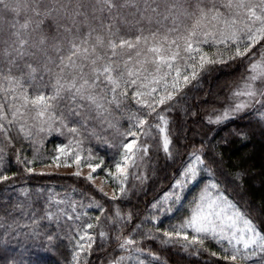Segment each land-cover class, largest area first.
<instances>
[{"label":"snow or ice","instance_id":"6c2138e0","mask_svg":"<svg viewBox=\"0 0 264 264\" xmlns=\"http://www.w3.org/2000/svg\"><path fill=\"white\" fill-rule=\"evenodd\" d=\"M130 5L134 22L143 20L149 27L122 34L115 25ZM177 8L190 24L180 20ZM161 15L171 22L164 32L151 27L161 24L154 19ZM236 61L247 75L229 93V102L206 119L220 124L251 109L264 124V0H220L219 5L192 0L187 6L169 4L163 14L159 4L145 2L141 8L135 0H0V182L11 179L5 170L11 150L27 173L35 174L37 164L72 168V176L107 198L101 202L87 194L85 204L49 191L43 215L31 213L32 234L39 235L41 220L54 225L56 231L44 238L51 245L63 235L72 250L71 264H88L94 246L103 250L109 242L120 252L109 264H160L157 253L142 246L146 239L196 254L203 250L220 264H264V219L257 222L228 190L243 176L218 173L203 143L181 144L173 131V113L187 96L184 90L198 86L214 66ZM116 112L126 116L127 127ZM53 133L64 140L45 156L43 145ZM89 139L113 150L110 156L85 147ZM161 149L166 162H179L169 190L150 205L149 215L125 211L121 205L135 191L129 176L145 183ZM109 182L111 193L104 188ZM78 207H94L100 215L81 222L88 213L77 212ZM174 213V222L165 226L163 218ZM13 225L19 227L15 220L3 225L5 236Z\"/></svg>","mask_w":264,"mask_h":264},{"label":"trees","instance_id":"16d2710c","mask_svg":"<svg viewBox=\"0 0 264 264\" xmlns=\"http://www.w3.org/2000/svg\"><path fill=\"white\" fill-rule=\"evenodd\" d=\"M137 4L142 7L140 2ZM131 8L133 7L130 5L123 9V14L131 11ZM136 17L139 19L138 15ZM129 18L124 17L123 20L118 19L116 22L115 26L120 28L122 34L135 33L138 27L145 29L149 27L147 22L137 25ZM125 20L129 23H125ZM130 22L133 23L130 24ZM151 27L153 30L159 27L160 31H165L167 28L165 25L155 23ZM245 75H247L245 67L240 61L218 64L204 72L199 85L196 87L189 85L184 90L187 93L186 98L176 105L177 110L173 113L176 127L173 131L178 134L181 144L198 147L203 143L205 152L213 155L216 161L214 167H217L218 173L222 172L225 177L231 174L243 176V179L239 181V186L229 183L228 190L237 201L251 211L253 216L258 218L257 222H259L264 219V216H261L264 212V124L257 119L252 110L220 124H210L206 119L208 115L213 114V109H222L229 102V93L241 83ZM115 115L120 117L121 126L127 127L126 116H122L120 112H116ZM185 125L187 128L183 131ZM104 135L112 139L111 132H106ZM63 140L64 137L53 133L45 140L43 154L52 155L56 145ZM85 147L92 148L94 153L105 156L106 159L113 151L95 139L86 141ZM23 151L29 158L32 157L33 151L27 144L24 145ZM218 154L224 162L219 161ZM5 163V170L11 179L0 182V218H2L0 219V264H71L72 250L63 235L59 240H54L51 245L44 238L45 233L56 231L54 225L41 220L39 235L32 234L31 213L34 210L37 217L43 215L49 191L59 193L60 198H64L67 194L78 201L83 200L85 204L88 203L87 194L95 196L101 202H105L107 198L102 197L86 181L72 176L71 173L44 172L45 174H40L38 170L35 174L27 173L23 166L15 161L11 150ZM178 163L166 162L161 149L150 162L149 179L145 183L141 185L132 175L129 176V186H135V191L121 207L125 211L132 209L140 217L149 215L152 211L150 205L161 198L162 193L169 190ZM41 166L37 164L36 168ZM12 173L16 175L13 177ZM112 188L105 191L111 193ZM21 189H28V195L26 196ZM39 189L45 191L37 196ZM193 190H195V185ZM188 195L190 196L191 192ZM17 205H23V208H17ZM77 212L88 213L86 217H81V222L94 215H100L94 207H78ZM176 215L177 213L165 216L164 225L174 222ZM13 220L18 223L19 227L13 225L12 229L8 230V235L5 236L6 229L3 225L11 224ZM101 222L104 223L103 216H101ZM142 246L157 253L160 257V264H220L203 250L196 254L194 249L185 251L179 245L163 246L154 239L144 240ZM208 247L214 250L216 248L211 242H208ZM115 249L114 242H109L103 250L95 249L94 246L93 253L88 257V264H109L111 257L120 255V252ZM153 264L157 262L154 261Z\"/></svg>","mask_w":264,"mask_h":264},{"label":"rangeland","instance_id":"374dc122","mask_svg":"<svg viewBox=\"0 0 264 264\" xmlns=\"http://www.w3.org/2000/svg\"><path fill=\"white\" fill-rule=\"evenodd\" d=\"M63 2L69 3V2H74V0H63ZM88 2H94V0H88ZM138 2H140L142 4V7L138 4L141 8H143L145 2L150 3L153 7H155L157 4H159L160 5V12L163 14L164 11H165L166 6L169 5V4L176 3L177 5L184 4L185 6H187L189 3L192 2V0H135V3L136 4ZM204 2L207 3L208 0H204ZM216 3L219 5L220 0H216ZM221 10L223 11V9H221ZM176 11H177V14L180 16V20L183 21L184 24H190L191 23V19L189 17L184 16L182 14V12L180 11L179 8H177ZM132 12H135V8L134 7L131 8V11L129 10L128 13H124V17L126 19H128L130 17L129 19H131V21L134 20V18L131 15H129V17L127 16L129 13H132ZM137 15H138V18L140 19L139 13H137L136 16ZM146 15H154V14H152V13L149 12V13H146ZM136 16H135V19H137ZM155 18L156 19H160L161 20V25H165L166 27L168 25H170V23H171L170 20L169 21H164L162 15L160 17H154V19ZM133 22H130V24H132ZM142 22H146V21H143L142 20L141 23ZM94 26H96V25L94 24ZM161 32H164V31L162 30ZM257 71H259V69ZM249 110H251V109H249ZM249 110H246L245 112H247ZM186 128H187V126L185 125L184 128H183V131H185ZM218 155H219V157H218L219 158V161H223L224 162V159L222 160L220 154H218ZM37 170L40 171V172H41V170H43V172H62V173H64V172L71 173L72 171H74V169H72V168L54 169V168H44L43 166L38 167ZM85 171H87V169H85ZM102 176L103 175H101L96 180V183L97 184L102 183V181H103ZM205 177L207 179V174H205ZM113 185L114 184H112L111 182H109L108 184H105L104 185V188H105V190L108 191V190H110L112 188Z\"/></svg>","mask_w":264,"mask_h":264}]
</instances>
